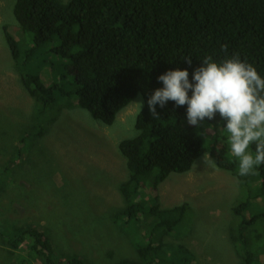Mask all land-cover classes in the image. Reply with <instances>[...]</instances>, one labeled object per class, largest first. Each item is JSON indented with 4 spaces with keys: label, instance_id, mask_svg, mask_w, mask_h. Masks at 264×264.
I'll return each instance as SVG.
<instances>
[{
    "label": "trees",
    "instance_id": "1",
    "mask_svg": "<svg viewBox=\"0 0 264 264\" xmlns=\"http://www.w3.org/2000/svg\"><path fill=\"white\" fill-rule=\"evenodd\" d=\"M13 15L20 29L30 33V38L23 37V47L6 35L13 58L22 65L20 82L33 100L34 136L44 133L46 109L56 118L76 104L111 125L138 95L144 100L136 115V134L118 144L128 177L119 187L125 206L113 218L134 236L144 217L154 220L145 240H132L135 257L113 264H195L190 248L163 238L188 227L187 204L161 209L157 195L148 204L140 191L148 180L154 186L170 173L188 171L204 154L239 181L228 226L238 264H263L264 165L254 174H237L238 161L218 114L196 128L187 123L186 105L169 101L157 106L159 115L151 116L146 101L163 86L159 74L186 68L191 82L205 56L220 62L238 54L264 77V0H15ZM221 45H227L226 53ZM186 56H191V65ZM21 143L22 151L25 138ZM1 235L13 250L32 237V251L41 264H89L84 256L55 258L38 228Z\"/></svg>",
    "mask_w": 264,
    "mask_h": 264
},
{
    "label": "rangeland",
    "instance_id": "2",
    "mask_svg": "<svg viewBox=\"0 0 264 264\" xmlns=\"http://www.w3.org/2000/svg\"><path fill=\"white\" fill-rule=\"evenodd\" d=\"M14 3L0 0V264H41L33 254L32 237L13 250L1 235L28 227L48 238L55 258L84 256L89 264H113L135 257L132 240H145L154 219L144 217L134 236L113 213L125 206L119 187L128 177L118 144L136 134L135 101L143 98L138 95L111 125L76 104L56 118L46 109L44 133L34 136L33 100L20 82L22 65L7 42L6 33L22 47L30 38L15 21ZM209 157L214 160L204 154L188 171L170 173L157 185L148 180L140 197L151 204L152 194L157 195L161 209L187 204L188 227L163 238L190 248L195 264H238L228 226L239 181L231 171L208 167ZM259 256L261 263L264 253Z\"/></svg>",
    "mask_w": 264,
    "mask_h": 264
},
{
    "label": "clouds",
    "instance_id": "3",
    "mask_svg": "<svg viewBox=\"0 0 264 264\" xmlns=\"http://www.w3.org/2000/svg\"><path fill=\"white\" fill-rule=\"evenodd\" d=\"M221 51L226 53L227 45H221ZM183 59L191 65V56ZM157 80L163 86L153 90L146 101L151 116L159 115L157 106L163 108L169 101L177 107L186 105L187 123L196 128L218 114L225 122L231 155L238 161L237 174H254L264 165V77L252 64L238 54L225 56L220 62L205 56L193 70L191 82L186 68L167 70ZM135 102L140 113L144 101ZM205 162L216 167L210 157Z\"/></svg>",
    "mask_w": 264,
    "mask_h": 264
}]
</instances>
